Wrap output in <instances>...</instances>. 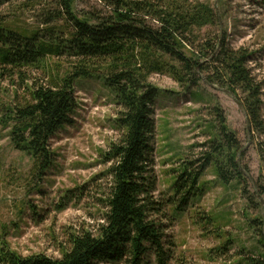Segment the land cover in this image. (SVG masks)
I'll return each instance as SVG.
<instances>
[{
    "label": "trees",
    "instance_id": "obj_1",
    "mask_svg": "<svg viewBox=\"0 0 264 264\" xmlns=\"http://www.w3.org/2000/svg\"><path fill=\"white\" fill-rule=\"evenodd\" d=\"M77 1L54 0L52 9L43 14L46 26L64 24L48 29L50 39L0 20V89L7 81L24 92L22 98L16 92V103L5 107L6 125L14 122L13 146L32 157L40 171L53 165L52 138L74 122L76 82L95 79L111 90L121 107L116 122L123 133L104 155L110 164L106 171L110 182L100 199L104 215L95 226L69 233L59 258L23 256L0 235V264H145L150 256L155 264H171L175 245L158 219L164 209L154 198L150 177L154 107L161 94L150 78L169 75L189 89L205 75L209 83L236 98L240 92L252 130L260 133L263 85L250 68L255 52L231 47L221 33L215 37L202 33L219 26L210 2L97 0L100 9L77 13ZM52 58L64 59L69 72L62 76L54 70L48 63ZM214 116L212 128L217 134L203 145L198 159L183 161L174 173L177 199L168 200L170 212L188 208L198 197L208 168H214L224 187L247 182L248 172L239 162L243 148L228 132L219 109ZM259 154L264 166L263 148ZM260 193L264 195L263 187ZM200 220L203 229L217 225L212 216Z\"/></svg>",
    "mask_w": 264,
    "mask_h": 264
},
{
    "label": "rangeland",
    "instance_id": "obj_2",
    "mask_svg": "<svg viewBox=\"0 0 264 264\" xmlns=\"http://www.w3.org/2000/svg\"><path fill=\"white\" fill-rule=\"evenodd\" d=\"M53 1L0 0V20L39 31L50 39L48 29L64 25L44 24L43 14L52 9ZM192 1L210 2L217 10L219 26L204 29L203 34L215 37L221 33L231 47L255 52L250 68L263 85L262 130H252L249 143L248 120L237 103V99L241 101L240 92L236 98L214 89L205 82V75H201L197 87L189 89L169 75H152L150 81L161 90L154 107L150 174L154 198L164 209L157 218L175 245L171 264H264V195L260 193L264 188V166L259 154L264 149V0ZM94 7L100 9L102 5L97 0H78L75 4L77 13ZM48 63L62 76L69 72L64 59L52 58ZM37 76L43 78L42 74ZM74 91V122L52 138L53 165L40 171L32 157L13 146L14 122L6 125L5 107L16 103V92L21 98L24 92L18 84L7 81L0 89V235L23 256L44 254L59 258L69 233L95 226L104 215L100 199L110 182L106 176L110 164L104 155L122 136L116 122L121 107L101 81L79 79ZM216 109L225 117L228 132L244 149L240 162L248 172L247 182L224 187L214 168H208L198 197L188 208L170 212L167 203L175 198L174 173L183 161L198 159L203 145L217 134L212 128ZM209 216L217 225L203 229L198 221ZM145 264H155V258L148 257Z\"/></svg>",
    "mask_w": 264,
    "mask_h": 264
},
{
    "label": "water",
    "instance_id": "obj_3",
    "mask_svg": "<svg viewBox=\"0 0 264 264\" xmlns=\"http://www.w3.org/2000/svg\"><path fill=\"white\" fill-rule=\"evenodd\" d=\"M204 80H205V82H206L208 85H210L212 88L217 89V90H221V91H225L227 94H229V95H231V96H234V94H233L231 91H229V90H224L223 88H218L217 86H215V85L209 83V82L207 81L206 78H204ZM237 103H238L239 106L243 109V111H244V113H245V115H246V117H247V120H248V137H249V143H250V142H251L252 127H251V124H250V121H249L248 113H247V110H246V108H245L243 102H241L240 100L237 99ZM243 150H244V149H243ZM243 150H242V151H243ZM240 161H241V158L239 157V162H240ZM247 175H248V174H247Z\"/></svg>",
    "mask_w": 264,
    "mask_h": 264
}]
</instances>
